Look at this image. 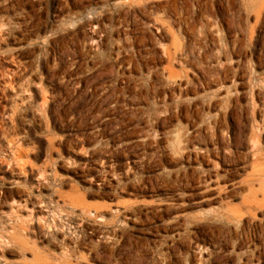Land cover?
I'll return each instance as SVG.
<instances>
[{
  "label": "rangeland",
  "instance_id": "obj_1",
  "mask_svg": "<svg viewBox=\"0 0 264 264\" xmlns=\"http://www.w3.org/2000/svg\"><path fill=\"white\" fill-rule=\"evenodd\" d=\"M263 115L264 0H0V260L264 264V184L242 183Z\"/></svg>",
  "mask_w": 264,
  "mask_h": 264
},
{
  "label": "bare ground",
  "instance_id": "obj_2",
  "mask_svg": "<svg viewBox=\"0 0 264 264\" xmlns=\"http://www.w3.org/2000/svg\"><path fill=\"white\" fill-rule=\"evenodd\" d=\"M120 5H121L120 2H113L114 7H118ZM90 25H93L97 29L96 32L95 31L92 32L91 39L93 41H99L100 38L97 35V33L102 31V27L99 25V22L97 20H91ZM165 79L169 84H172V85L179 86L181 83L180 80L176 79L171 74H168L167 76H165ZM230 93H231V90L229 88L219 89V99H222L223 97L229 96ZM16 95L19 98V100L22 102H28L29 101V96L27 95L26 90H22L19 88V89H17ZM217 106H218L217 103L212 105V106H208L206 112L200 117V122L205 123L206 125H208L212 129H214V131H216V133L222 135V126H223V123L225 121V112L222 111L221 108H218ZM33 114L34 115H40L39 109L38 108L34 109ZM260 123H261L260 128H259L260 133L258 134L257 138L255 140H253L251 143V148L254 149V153L252 154V162H251L252 171L247 176V178L243 179V181H242L246 190H248L249 192L253 190V186L257 185L258 187H261L262 184H264V167H259L260 159H261L259 156V152H260L259 143H260V141L264 142V115L262 116ZM102 172H103V168L99 164L93 163L92 165L89 164V166H85V164H84V167L79 168V170L76 173L80 177H82V176L85 177V175L88 173L92 176V179L93 178L95 179V181L97 183L104 184L106 186H110L112 184V182L114 181L113 177H110V178L105 177V176L101 175ZM203 176H204V179H202L200 181V184H203L204 190L214 191L217 193H220L221 191H223V186L225 184H222L219 181L220 178L218 176L211 177L208 175V173L203 174ZM35 181H37L39 183L38 178H36ZM35 201H37V200H35ZM260 201L264 203V191H262ZM260 201L256 200V198L252 199L249 203L247 211L250 212L253 209H259L260 210L263 206L259 203ZM211 221H217L220 223L222 222L223 224L231 227L233 230H236L242 223V217H235L234 215L230 216V214H222L221 220L212 219ZM14 240H15V238L13 235H10V234L0 235V243H5L6 245H10V244H14ZM0 264H13V263H9L7 261H1L0 260Z\"/></svg>",
  "mask_w": 264,
  "mask_h": 264
}]
</instances>
